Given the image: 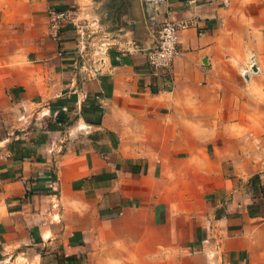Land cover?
Segmentation results:
<instances>
[{"label":"crops","instance_id":"1","mask_svg":"<svg viewBox=\"0 0 264 264\" xmlns=\"http://www.w3.org/2000/svg\"><path fill=\"white\" fill-rule=\"evenodd\" d=\"M74 2L0 4V264H264V173L190 176L264 0H124L140 31L92 62L48 33ZM165 20L188 23L170 81L145 61Z\"/></svg>","mask_w":264,"mask_h":264},{"label":"rangeland","instance_id":"2","mask_svg":"<svg viewBox=\"0 0 264 264\" xmlns=\"http://www.w3.org/2000/svg\"><path fill=\"white\" fill-rule=\"evenodd\" d=\"M8 1L0 0V4ZM125 4L124 0H75L67 7L75 12L76 25L65 26H70L71 34L80 39L85 60L108 53L127 36L126 32L140 31L134 28L136 22H128L129 17L123 10ZM240 37L236 57L227 66L230 70L222 94L226 123L211 139L193 142L194 169L190 176L194 181H202L204 176L212 182L225 177L242 178L250 174L258 176L255 172L264 173V25L257 23L251 27L250 34L241 31ZM171 76L172 69L160 77L170 81ZM201 129L206 132L207 126ZM116 261L122 262L114 264H136L123 256ZM104 264L112 262L108 260Z\"/></svg>","mask_w":264,"mask_h":264},{"label":"built area","instance_id":"3","mask_svg":"<svg viewBox=\"0 0 264 264\" xmlns=\"http://www.w3.org/2000/svg\"><path fill=\"white\" fill-rule=\"evenodd\" d=\"M147 1L160 3L164 0ZM47 19L48 33L54 39L59 37L65 25H76L75 12L70 8H50L47 10ZM187 26V22L165 20L157 28L152 46L145 50L146 64L155 75L164 76L171 71L174 58L178 54V32Z\"/></svg>","mask_w":264,"mask_h":264},{"label":"trees","instance_id":"4","mask_svg":"<svg viewBox=\"0 0 264 264\" xmlns=\"http://www.w3.org/2000/svg\"><path fill=\"white\" fill-rule=\"evenodd\" d=\"M73 256H67L65 259L67 261V264H70L71 260L73 259Z\"/></svg>","mask_w":264,"mask_h":264},{"label":"bare ground","instance_id":"5","mask_svg":"<svg viewBox=\"0 0 264 264\" xmlns=\"http://www.w3.org/2000/svg\"><path fill=\"white\" fill-rule=\"evenodd\" d=\"M256 69V68H255Z\"/></svg>","mask_w":264,"mask_h":264}]
</instances>
